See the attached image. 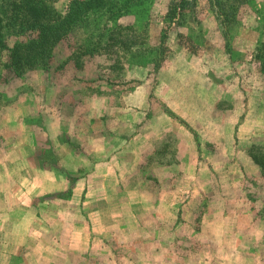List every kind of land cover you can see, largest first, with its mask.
Wrapping results in <instances>:
<instances>
[{
    "label": "rangeland",
    "instance_id": "rangeland-1",
    "mask_svg": "<svg viewBox=\"0 0 264 264\" xmlns=\"http://www.w3.org/2000/svg\"><path fill=\"white\" fill-rule=\"evenodd\" d=\"M170 1L115 21L142 53L167 31L158 70L130 43L81 65L63 43L47 70H1L0 264H264V0L227 36L208 0L167 28ZM105 27L95 18L73 42ZM63 172L81 180L60 198Z\"/></svg>",
    "mask_w": 264,
    "mask_h": 264
},
{
    "label": "trees",
    "instance_id": "trees-1",
    "mask_svg": "<svg viewBox=\"0 0 264 264\" xmlns=\"http://www.w3.org/2000/svg\"><path fill=\"white\" fill-rule=\"evenodd\" d=\"M142 0H72L66 12L61 15L52 11L53 0H0V72L8 70L20 74L24 69L47 70L56 57L57 48L65 43L70 47L68 61L73 60L75 65H81L84 56L111 55V47L130 43L129 48L121 51L132 53L139 51L142 42L138 43V35L124 29L116 20L123 14L129 12L133 7L141 4ZM249 0H208V6L222 27V32L227 36V27L239 16L240 9ZM196 0H171L165 15L167 28L178 29L184 27L190 21L195 22ZM104 16L111 23L113 28L105 27V30L98 32L96 38L90 37L85 41L73 42L77 38L78 31L91 24V20ZM124 32V33H123ZM108 38H105V37ZM8 37H26L24 41L16 43L12 48L7 45ZM168 40V33L161 32L160 43L154 49L144 48L138 52L145 65L151 64L158 70L160 61L165 59ZM260 44V43H259ZM128 49V50H126ZM257 58H261V71L264 72V42L257 49ZM143 54V56H142ZM6 58L5 61L3 59ZM66 61L63 64H66ZM5 77V76H4ZM0 82L7 83V79ZM0 93V100H1ZM261 170L264 163L256 162ZM69 188L67 191L53 196L71 195V185L77 180L67 176Z\"/></svg>",
    "mask_w": 264,
    "mask_h": 264
},
{
    "label": "crops",
    "instance_id": "crops-1",
    "mask_svg": "<svg viewBox=\"0 0 264 264\" xmlns=\"http://www.w3.org/2000/svg\"><path fill=\"white\" fill-rule=\"evenodd\" d=\"M66 174V175H65ZM59 177H61L62 179H64V180H67V183H68V188H69V181H68V179H67V176H70V177H72L71 175H69L68 173H66V172H63L62 174H61V176L60 175H58ZM80 180L81 179H77L72 185H71V191H72V193H74V191L78 188V186H79V184H80ZM68 188L66 189V191L68 190ZM65 192V191H64Z\"/></svg>",
    "mask_w": 264,
    "mask_h": 264
}]
</instances>
